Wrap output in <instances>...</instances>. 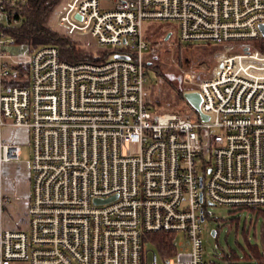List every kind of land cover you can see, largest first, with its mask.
<instances>
[{"label": "built area", "instance_id": "1", "mask_svg": "<svg viewBox=\"0 0 264 264\" xmlns=\"http://www.w3.org/2000/svg\"><path fill=\"white\" fill-rule=\"evenodd\" d=\"M100 1L67 0L57 15L66 36L100 48L69 63L54 46L9 52L3 26L18 21L5 6L21 1L0 0V264H206L208 205L264 208V0ZM144 22L170 23L181 44L240 48L185 79L207 121L145 105ZM18 129L31 151L24 229L3 183L20 159L4 131ZM155 232L182 236L171 259L146 249Z\"/></svg>", "mask_w": 264, "mask_h": 264}, {"label": "rangeland", "instance_id": "2", "mask_svg": "<svg viewBox=\"0 0 264 264\" xmlns=\"http://www.w3.org/2000/svg\"><path fill=\"white\" fill-rule=\"evenodd\" d=\"M60 1L46 14L43 26L51 34L59 38L69 39L75 44L76 50H80L88 57H97L100 48L94 44L88 35L66 36L57 24L58 12L61 10ZM101 6L108 5V0H101ZM168 22H144L143 35L149 40L150 47L144 52L145 61H152L159 68L161 76H156L152 70H147V80L144 84V97L148 109L152 113H162L171 109L185 110V103L177 97V87L181 90L198 91L194 84L188 83L187 76L192 77L195 83L210 76L216 63L222 58L239 53L240 48L230 44L195 43L191 46L178 47L177 37L170 35ZM11 53L24 52V49L16 47L9 49ZM204 69L205 71L201 72ZM189 91V92H190ZM173 111V110H172ZM195 119V115H191ZM4 139L15 140L20 144V159L17 162L5 165L4 193L10 199L7 204L8 216L16 226L24 229L27 222L25 218L28 195L30 190V178L28 164L30 160V146L27 141V131L24 129L4 131ZM207 212L211 215L205 219L202 225L203 256L206 264H228L223 258L231 251H236L242 259L243 253L237 246L245 247L248 242L251 246L264 252V208L257 211L239 209L233 210L224 207L208 205ZM259 212V214H257ZM238 220L237 232L234 228H228L229 220ZM219 226V229H218ZM244 228V239L241 230ZM215 231L217 235L215 236ZM182 239L181 235L175 237L174 246ZM247 246V245H246ZM147 250H153L146 247ZM175 260V258H173ZM175 264V262H173ZM241 264H246L241 261Z\"/></svg>", "mask_w": 264, "mask_h": 264}, {"label": "trees", "instance_id": "3", "mask_svg": "<svg viewBox=\"0 0 264 264\" xmlns=\"http://www.w3.org/2000/svg\"><path fill=\"white\" fill-rule=\"evenodd\" d=\"M58 2V0H24L17 3L15 6H5V10L15 18L17 24H9L3 26L5 34L14 40L16 47L24 49V53L31 52L40 46H54L59 52L60 59L69 63H75L79 61H97L98 59H92L91 57L85 56L80 50H76L75 44L69 39L59 38L54 34H51L44 26L43 23L46 18V14L52 9V7ZM166 35V34H165ZM165 37V36H164ZM146 39V38H145ZM147 40V39H146ZM149 42V40H147ZM150 45V42H149ZM191 46V44H181L178 42V47L180 46ZM193 45V44H192ZM150 47V46H149ZM264 51V49H261ZM117 52H121L118 50ZM110 53H107L102 56V59L108 58ZM148 61L144 62V67L147 70H152L156 76H161V72L157 66H154L153 63ZM17 71H20L22 75L25 73V68H17ZM18 85V84H15ZM190 90H181L177 87L176 93L177 97L181 99L185 105V110L171 109L177 113H183L184 111H189V105L185 102L183 98V93L189 92ZM145 105L147 106L145 97ZM148 107V106H147ZM189 116V114H188ZM251 210V209H246ZM255 211V210H251ZM257 211V210H256ZM261 214L264 212L259 211ZM257 212V214H259ZM228 228H234L237 232L238 229V220L232 219L226 223ZM219 229V226H218ZM242 235L245 239L246 234L244 228L241 230ZM215 231V236L217 235ZM175 234L170 233H146L144 236L145 239L149 240V247L157 253L161 260L171 259L176 252L174 242ZM245 247H242L237 244L239 251H242L243 258L240 259L237 256L236 251H231L228 255H225L223 258L227 261L228 264H241V261L246 264H263L262 250L260 251L256 246H251L248 242H245ZM209 264H211L209 262Z\"/></svg>", "mask_w": 264, "mask_h": 264}, {"label": "water", "instance_id": "4", "mask_svg": "<svg viewBox=\"0 0 264 264\" xmlns=\"http://www.w3.org/2000/svg\"><path fill=\"white\" fill-rule=\"evenodd\" d=\"M263 32H264V29H263ZM169 37H170V34L167 33L164 40L169 39ZM244 50H246V49H244ZM114 58L115 59H126V57L119 56V55H116ZM183 98H184L185 102L189 105V107L192 108V110H194V112L198 115V118L200 120H202V121L208 120L207 116L200 113L199 106L201 103V96L199 95L198 92H196V91L185 92V93H183ZM108 201H109L108 199L103 200V201L95 200L94 203L95 204H104V203H107Z\"/></svg>", "mask_w": 264, "mask_h": 264}, {"label": "crops", "instance_id": "5", "mask_svg": "<svg viewBox=\"0 0 264 264\" xmlns=\"http://www.w3.org/2000/svg\"><path fill=\"white\" fill-rule=\"evenodd\" d=\"M20 1H24V0H20ZM65 2H63V1H60V4H59V6H61L62 8H63V6H64V4L66 3V1L67 0H64ZM62 8H61V10H62ZM61 10L58 12V14L61 12ZM57 14V15H58Z\"/></svg>", "mask_w": 264, "mask_h": 264}]
</instances>
